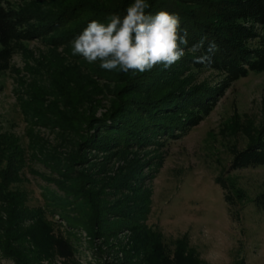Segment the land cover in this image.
I'll return each mask as SVG.
<instances>
[{
  "label": "rangeland",
  "instance_id": "374dc122",
  "mask_svg": "<svg viewBox=\"0 0 264 264\" xmlns=\"http://www.w3.org/2000/svg\"><path fill=\"white\" fill-rule=\"evenodd\" d=\"M8 1L14 9L48 13L67 3ZM52 35L22 42L0 74V137L12 135L25 162L11 188L22 190L30 209L18 232H10L18 264H151L137 229L144 225L159 231L172 259L175 240L185 236L202 264H264V162L233 166L237 153L264 135V70L233 82L184 132L124 148L91 120L111 106L116 84L109 71L72 56L73 41L51 45ZM222 76L190 69L174 82L183 89L215 86ZM94 137L101 148L87 147ZM76 153L84 158H75L65 175L63 163ZM124 174H130L128 191L116 185ZM63 187L89 197H66ZM147 191L141 219L130 196ZM94 197L100 210L92 208ZM116 205L123 213H107ZM59 240L67 256L56 247ZM0 264L17 261L0 249Z\"/></svg>",
  "mask_w": 264,
  "mask_h": 264
},
{
  "label": "trees",
  "instance_id": "16d2710c",
  "mask_svg": "<svg viewBox=\"0 0 264 264\" xmlns=\"http://www.w3.org/2000/svg\"><path fill=\"white\" fill-rule=\"evenodd\" d=\"M66 2L57 11L48 13L14 9L8 0H0V74L9 67L22 42L41 39L56 32L57 34L50 36V44L65 45L73 41L89 21L107 22L106 18L111 14L123 15L133 0ZM148 3L151 5L147 10L150 14L165 10L180 16V28L181 31L188 32L189 47L203 40L206 49L208 43L214 41L218 51L212 57L211 64L195 63L196 54L186 50L185 57L167 70L157 66L145 73H123L116 70L109 72L110 79L116 84L111 106L101 118H90L104 132L106 139L124 148H130L134 144L141 146L153 139L168 138L175 135V131L184 132L209 114L219 97L233 82L250 73L264 70V0H148ZM66 26L71 27L58 32ZM200 68L221 73L223 76L220 82L215 86L202 85L188 89L176 86L175 77L182 71ZM4 136L0 137V249L15 258L18 264L19 255L10 241V235L13 234L10 232H18V222L30 209L24 205L22 190L11 188V185L19 181L18 171L25 162L22 148L13 136ZM101 142L95 137L90 138L87 147L101 148ZM80 156L76 153L64 161L62 168L65 175L70 174L75 158ZM258 162H264V135L238 152L233 166L245 167ZM117 180V187L123 186L122 189L127 191L131 189L130 174H124ZM62 189L66 197H89L82 194L80 188ZM90 194L92 197V193ZM148 196V191L144 196L142 193L130 196L134 205H139L140 210L135 209L137 206L134 209L135 213L141 214V219L145 218L148 211ZM98 201V197L92 199V208L100 210L96 207ZM262 201L264 202V198ZM106 210L107 213L124 211L119 205ZM106 210L98 212L97 218ZM34 214L32 209L29 215ZM137 229L145 237L146 255L151 264H202L199 256L196 257L189 247L185 236L175 240L172 259L161 245L159 231L145 225L140 229L137 226ZM12 239L14 242L18 241L14 236ZM56 247L62 256L69 254L63 240L56 242Z\"/></svg>",
  "mask_w": 264,
  "mask_h": 264
},
{
  "label": "clouds",
  "instance_id": "9594fccd",
  "mask_svg": "<svg viewBox=\"0 0 264 264\" xmlns=\"http://www.w3.org/2000/svg\"><path fill=\"white\" fill-rule=\"evenodd\" d=\"M150 7L148 0H133L123 15L111 14L106 23L89 21L73 40L72 56L123 73L150 72L157 66L170 69L185 57L186 50L196 54L195 63L211 64L218 51L214 41L206 49L203 40L189 47L180 16L165 10L153 15L147 11Z\"/></svg>",
  "mask_w": 264,
  "mask_h": 264
}]
</instances>
